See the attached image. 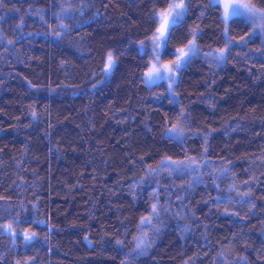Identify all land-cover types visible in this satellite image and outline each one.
Listing matches in <instances>:
<instances>
[{
	"label": "trees",
	"instance_id": "16d2710c",
	"mask_svg": "<svg viewBox=\"0 0 264 264\" xmlns=\"http://www.w3.org/2000/svg\"><path fill=\"white\" fill-rule=\"evenodd\" d=\"M167 2L0 4V264H264V33L184 0L161 56L200 53L149 84L140 43ZM153 204L158 232L140 226Z\"/></svg>",
	"mask_w": 264,
	"mask_h": 264
},
{
	"label": "snow or ice",
	"instance_id": "6c2138e0",
	"mask_svg": "<svg viewBox=\"0 0 264 264\" xmlns=\"http://www.w3.org/2000/svg\"><path fill=\"white\" fill-rule=\"evenodd\" d=\"M153 3L164 4L165 0H152ZM190 2V0H189ZM213 7L221 6L222 13L221 19L225 22L229 20L242 19L245 23L256 25L259 21H264V7H257L252 3H240L239 0H209ZM3 0H0V4ZM189 3L184 2V0H168L166 4V9L156 10L154 9L150 15V19L154 24L158 25L152 35V37L147 42H141L139 52L141 55H148L149 53L154 58V63L149 67V71L144 74L146 83H155L158 80H168L169 82H175L177 70L182 66L190 62V59L200 53V49L196 44L195 39L189 41L187 45V51L183 49H174L170 55H175L177 57L170 65H164L160 57L164 54L175 34L176 28L180 26L183 21L187 11ZM23 22V21H22ZM63 27V25H61ZM200 30L198 29L197 32ZM260 31H264V23H260L258 28L254 29L253 34H258ZM195 35V33H194ZM227 35V32H225ZM243 39V38H242ZM228 43H233L229 38ZM224 51L221 50L217 55L216 59H225ZM117 59L113 57V54L109 52L106 57V67L104 69V75L109 76L112 69L116 67ZM147 66V65H146ZM171 88V83L169 85ZM183 115V114H182ZM169 138L174 140H180L183 137L184 130L179 124L174 125L172 128L168 129ZM195 161H189L185 164L183 161L176 162L171 161L170 158H166L161 161V168L167 166L169 169L175 171H183L185 169L191 168ZM194 170V169H193ZM154 198H158V193H153ZM167 211V209H164ZM160 217V207L158 204H153L150 207V215L141 218L140 226H149L158 232L157 228L153 224L154 219ZM5 231H10V227L5 229ZM31 239V237H27ZM136 241V248L133 251H139L143 253L151 246L152 240L148 239L146 236L142 235L138 238H134ZM118 244L123 247L122 241H117Z\"/></svg>",
	"mask_w": 264,
	"mask_h": 264
},
{
	"label": "rangeland",
	"instance_id": "374dc122",
	"mask_svg": "<svg viewBox=\"0 0 264 264\" xmlns=\"http://www.w3.org/2000/svg\"><path fill=\"white\" fill-rule=\"evenodd\" d=\"M177 2H180V0H177ZM239 2L240 3H248L247 1H245V0H239ZM228 22L229 21H227L226 23L228 24ZM260 23H264V21H259L256 25H254L255 26V28H258L259 27V24ZM259 33H264V31H260ZM185 52L187 51V47L185 48V49H183ZM160 60H161V62L164 64V65H170L172 62L170 61V60H165V59H163L162 58V56L160 57ZM152 63H154V58H152L151 59V62H150V66H151V64ZM149 66V67H150ZM149 71V68L147 69V71H146V73ZM176 76H177V74H176ZM166 80V79H165ZM159 81H161V80H158L157 82H159ZM169 84L171 83V86H173V83L174 82H169L168 80H166ZM156 83V82H155ZM149 84H153V83H149Z\"/></svg>",
	"mask_w": 264,
	"mask_h": 264
}]
</instances>
